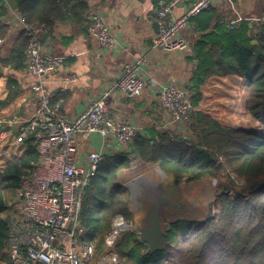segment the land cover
I'll return each mask as SVG.
<instances>
[{
  "label": "trees",
  "instance_id": "obj_1",
  "mask_svg": "<svg viewBox=\"0 0 264 264\" xmlns=\"http://www.w3.org/2000/svg\"><path fill=\"white\" fill-rule=\"evenodd\" d=\"M10 10L28 23L43 25L49 36L58 24L87 31L91 12L89 0H0V38L8 34L4 20ZM253 14L243 15L234 25L230 10L209 9L190 20L197 35L189 58L193 65L189 90L196 112L186 135L155 130L139 133L129 152L120 151L100 165L87 188L81 213L85 240L95 246L97 253L103 248L112 221L117 216L127 221L131 218L129 190L118 180L121 170L130 169V155H135L144 164L158 166L173 175L177 184L227 178L228 187H220L225 193L215 201L219 214L198 223L196 231L185 239L182 236L183 244L176 245V226L167 233L165 251L153 255L148 254L139 235L123 234L116 246L121 264H264V137L218 121L205 111L202 101V89L211 78H243L248 82L243 111L264 128V17L260 16L256 23L251 21ZM27 44L23 34L14 43L10 57L0 58L9 70V94L0 102V108L22 92L15 76L27 67ZM52 104L58 105V95ZM25 146V154L10 161L0 177V254L8 250L11 238L4 215L22 180L32 174L39 161L33 139L27 140ZM232 177L243 185L237 186Z\"/></svg>",
  "mask_w": 264,
  "mask_h": 264
},
{
  "label": "built area",
  "instance_id": "obj_2",
  "mask_svg": "<svg viewBox=\"0 0 264 264\" xmlns=\"http://www.w3.org/2000/svg\"><path fill=\"white\" fill-rule=\"evenodd\" d=\"M220 0H196L181 16H175L172 6L159 1L155 16L159 25L153 40V49L160 52L187 51L189 43L182 32L192 18L212 8ZM233 2V0H227ZM28 40L27 77L37 81L31 91L37 93L33 113L26 119H14V145L23 146L33 139L39 161L32 174L25 177L18 193L9 204L5 217L10 229L8 264H121L116 246L122 234L132 231L133 222L117 216L110 231L104 236L100 256L95 257V246L85 241L86 230L81 213L87 188L108 157L103 150L82 154V143L99 137L115 139L127 152L133 146L139 131L131 120H118L110 110L108 98L119 91L131 99L142 96L147 81L141 73L144 59L125 67L114 87L94 98L74 119L66 118L53 99L78 81L74 73L60 76L59 89L50 90L46 77L64 66V59L44 53L42 37L48 30L38 23H28L13 12ZM260 22L257 20L256 23ZM264 23V18L261 20ZM87 32L101 48L111 49L116 40L101 14L91 11ZM5 38H0V53ZM164 109L170 121L165 131L174 127L187 129L196 112L188 88L171 82L160 91ZM132 167H138L137 157L130 155ZM140 163V162H139Z\"/></svg>",
  "mask_w": 264,
  "mask_h": 264
},
{
  "label": "crops",
  "instance_id": "obj_3",
  "mask_svg": "<svg viewBox=\"0 0 264 264\" xmlns=\"http://www.w3.org/2000/svg\"><path fill=\"white\" fill-rule=\"evenodd\" d=\"M157 1L89 0L91 11L101 14L116 40L115 46L111 49L101 48L87 31H82L71 24H58L52 35L49 36L48 33L43 35L44 53L62 57L65 61L64 66L58 71L47 75V87L50 90L59 89L61 86L58 82L59 78L66 73H74L79 78L76 83L68 86L66 91L58 94L57 106L66 118L74 119L90 101L114 87L127 65L144 59L141 73L147 85L142 96L131 99L119 91H114L108 98V105L116 119L133 121L141 134L150 130L165 131L163 126L170 121V115L162 105L160 91L171 82L179 83L189 89L193 74V65L189 58L192 57V44L197 35L193 33L189 25L182 32V37L189 43L187 51L160 52L154 50L153 40L157 36L154 28ZM162 1L172 6L175 16H181L196 0ZM210 9H216L219 12L232 10L233 25L243 18L238 2L220 0ZM252 10L254 14L251 21L256 22L261 18L260 16L264 17V0H254ZM13 12L10 10L4 20L8 25V34L0 53V58L4 60L10 57L14 43L23 35L22 28L13 16ZM8 72L9 70L5 69V73L0 76V102L4 101L9 94L7 90ZM15 78L21 82L22 92L8 106L0 108V177L4 167L10 161L22 157L26 152L25 145H14L16 127L12 126L11 122L18 118H29L35 109L37 99V93L31 91L32 85L37 81L35 78L27 77L24 72L17 74ZM229 83L235 85V89L241 88L243 93L241 101H246L248 82L235 76L211 78L202 89V101H206V92L211 86L222 87L221 95L217 96L231 98L232 96L226 91L231 85ZM214 97L216 98V95ZM167 132L174 135H186L187 133L186 129L184 131V128L177 126L174 130ZM96 150H103L108 157L124 151L111 137L106 140L95 137L87 143H82V154ZM140 164L141 162H138V166Z\"/></svg>",
  "mask_w": 264,
  "mask_h": 264
},
{
  "label": "rangeland",
  "instance_id": "obj_4",
  "mask_svg": "<svg viewBox=\"0 0 264 264\" xmlns=\"http://www.w3.org/2000/svg\"><path fill=\"white\" fill-rule=\"evenodd\" d=\"M232 11V10H231ZM231 84V83H229ZM210 87V90L206 92V101L203 102V106H205V111L212 115L215 119L220 122L226 123L230 125L232 128L237 130H243L249 132L251 134L258 135L260 137H264V128L247 114L244 113L245 101H241L243 93L241 88L235 89V85H230L227 87L226 91L232 96L228 97H219L217 95H221L223 90L222 87L216 86ZM219 88V89H218ZM225 94V92H223ZM228 94V95H229ZM216 95V98L214 97ZM204 110V108H203ZM243 111V112H241ZM185 131V128H184ZM187 131V129H186ZM138 162H141V166L139 165L137 168H133L130 165L129 170H121L119 175V183L122 186H128L129 190V203L128 208L130 213L137 212L143 202V199L146 198L147 193L153 189V187L160 186L159 184H145L147 182L144 181L148 174L157 170V166L146 165L143 164L142 161L137 158ZM132 164V163H131ZM150 171V172H149ZM170 180L169 177H165ZM237 186L241 187L242 181L238 178L232 177ZM144 181V182H143ZM203 181L207 182V185L210 189V200L207 204L203 201L202 198H199L197 195L198 192L191 191V185L201 183ZM171 184L168 182L165 188V197L171 202L176 203V207L174 209L166 210L169 206L167 205L163 209V219L165 216V220L162 222L163 230H166L167 227H171L176 229L177 232L176 238H178V242L176 245L183 244L182 236H189L191 233H194L198 228V223H203L209 219L211 216H216L219 214V210H217L214 205L217 197L222 193H225V190L220 188L228 187V179L227 178H219V179H211L205 178L196 182H187L183 181L180 184ZM138 185V188H136ZM178 192H176L175 189ZM174 199V201H172ZM172 211L176 212V214H172ZM165 212V214H164ZM131 213L130 222H133V214ZM7 213L4 215L6 217ZM134 224V223H133ZM171 225V226H169ZM178 225V226H177ZM138 227L134 224L131 232H134L138 235ZM130 232V231H127ZM125 232V233H127ZM123 233V234H125ZM122 234V236H123ZM121 236V237H122ZM121 239V238H120ZM119 239V240H120ZM174 240V239H173ZM86 241V240H85ZM175 244V243H174ZM101 253V252H100ZM100 253H97L95 249V257L96 259L100 256ZM0 264H8V250L4 253L0 254Z\"/></svg>",
  "mask_w": 264,
  "mask_h": 264
},
{
  "label": "water",
  "instance_id": "obj_5",
  "mask_svg": "<svg viewBox=\"0 0 264 264\" xmlns=\"http://www.w3.org/2000/svg\"><path fill=\"white\" fill-rule=\"evenodd\" d=\"M241 8L242 15H248L253 12L252 5L254 0H237ZM156 32L159 31V25L156 21L154 23ZM5 67L0 61V76L5 73ZM223 171L226 169L222 163H220ZM164 176L169 177L171 184H176V179L173 175H167L160 167H156ZM168 186V185H167ZM167 186L153 187L148 193L146 198L143 199L140 209L133 214V223L137 225L139 231L138 235L142 242L148 247V254H155L165 251L167 247V233L170 231V227L163 230V209L169 205L170 201L165 197V188ZM128 187V186H127ZM175 189V188H174ZM176 192L177 189H175Z\"/></svg>",
  "mask_w": 264,
  "mask_h": 264
},
{
  "label": "bare ground",
  "instance_id": "obj_6",
  "mask_svg": "<svg viewBox=\"0 0 264 264\" xmlns=\"http://www.w3.org/2000/svg\"><path fill=\"white\" fill-rule=\"evenodd\" d=\"M165 177L166 176H164L160 171L155 170L151 172L150 174H148L146 177H144L145 178L144 181L147 180L145 184L155 183V184H159L160 186H164L168 182L170 183V180L166 179ZM190 187H191V191L198 192L196 196H198L199 198H202L205 204L209 202L210 189L206 181L191 185ZM136 188H138V185H136Z\"/></svg>",
  "mask_w": 264,
  "mask_h": 264
},
{
  "label": "flooded vegetation",
  "instance_id": "obj_7",
  "mask_svg": "<svg viewBox=\"0 0 264 264\" xmlns=\"http://www.w3.org/2000/svg\"><path fill=\"white\" fill-rule=\"evenodd\" d=\"M172 201H174V199H172ZM175 207H176V203L174 202V204H173V202H171V204L166 208V210L168 211L170 209H174ZM164 214H165V212H164ZM172 214H176V212L172 211ZM163 220H165V216H164ZM169 226H171V225H169Z\"/></svg>",
  "mask_w": 264,
  "mask_h": 264
}]
</instances>
